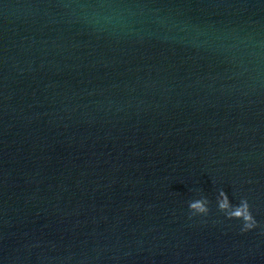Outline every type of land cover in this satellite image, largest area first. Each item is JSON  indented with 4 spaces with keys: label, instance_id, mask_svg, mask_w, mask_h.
Masks as SVG:
<instances>
[{
    "label": "water",
    "instance_id": "1",
    "mask_svg": "<svg viewBox=\"0 0 264 264\" xmlns=\"http://www.w3.org/2000/svg\"><path fill=\"white\" fill-rule=\"evenodd\" d=\"M0 264H264V0H0Z\"/></svg>",
    "mask_w": 264,
    "mask_h": 264
},
{
    "label": "clouds",
    "instance_id": "2",
    "mask_svg": "<svg viewBox=\"0 0 264 264\" xmlns=\"http://www.w3.org/2000/svg\"><path fill=\"white\" fill-rule=\"evenodd\" d=\"M243 207L238 208L233 215L236 217H240L245 220V228L246 230L252 227V223H249V221H252V217L250 213L248 212V205L246 202H242ZM193 208H199L200 210H203L202 206L200 204L192 205Z\"/></svg>",
    "mask_w": 264,
    "mask_h": 264
}]
</instances>
